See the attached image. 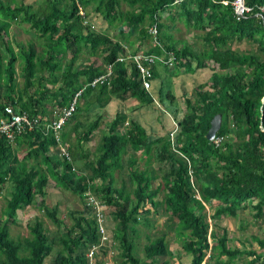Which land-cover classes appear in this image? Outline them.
<instances>
[{
    "label": "trees",
    "instance_id": "16d2710c",
    "mask_svg": "<svg viewBox=\"0 0 264 264\" xmlns=\"http://www.w3.org/2000/svg\"><path fill=\"white\" fill-rule=\"evenodd\" d=\"M243 1L250 11L237 20L234 0H42L37 9L22 0H0V120L7 106L44 119L50 116L43 112L47 105L41 104L48 88H37L36 100L27 92L36 83L41 85L39 74L45 70L50 73L49 82L57 83L54 71L59 70L67 52L72 57L62 74L63 85L51 96V113L69 104L86 86L75 113L59 135L68 147L69 160L59 156L53 137L44 136L41 128L16 136L13 142L0 134V195L4 187H11L0 217V264H45L52 254L54 259L49 264H89L87 252L99 243L100 235L87 193L105 209L114 210L110 214L114 224L111 239L119 248L114 264H157L159 260L169 264L164 259L174 258L165 234L144 246L142 262L134 255L137 224L147 221L159 208L167 214L166 223L173 226L181 249L190 256L189 264H203L210 249L215 252L214 264H264V239L253 237L259 251L231 247L224 231L222 235L210 231L205 213L207 206L213 209L211 218L216 224L251 208L256 220H264V0ZM122 3L128 5V11L121 10ZM96 19L117 24L120 39L96 32ZM176 21L199 33V50L195 43L174 38L171 30ZM19 23L29 24L28 31L35 39H42L43 46L13 40L11 27ZM144 40L152 43L146 54H163L172 61L173 71L167 73L170 77L180 70L189 74L208 70L209 82L195 88L197 99L186 101L189 112L182 117L173 108L175 98L168 85L160 83L156 99L175 123L164 135H151L137 118L129 121L128 113L119 109L106 124V132L89 160L91 151L83 146L91 141L112 99L156 106L155 99L143 89L135 67L117 61L139 53L128 51L127 46L131 49L136 41ZM242 44L255 45L263 57L234 48ZM83 49L93 56L100 51L101 66L92 62L73 68ZM19 62L20 85L15 68ZM108 66L112 70L110 84L88 86ZM161 66L169 71L170 66ZM156 77L158 70L153 68L152 79ZM93 94L96 115L85 124L77 120L79 101ZM216 115L221 116L216 133L223 138L220 143L206 138ZM21 146L26 149L19 155ZM153 159L159 164L157 169L152 167ZM82 161L81 167L75 166ZM138 162L143 168L136 166ZM116 172H123V178L119 173V187ZM159 178L161 183L153 187ZM50 181L82 203L81 210L68 213L70 226L62 227L63 222L56 218L58 209L46 205ZM161 192L163 199L157 200ZM32 205L63 232L50 237L37 220L28 226V237L12 238L8 227L15 223V215ZM101 255L94 258V264H105L106 250Z\"/></svg>",
    "mask_w": 264,
    "mask_h": 264
},
{
    "label": "rangeland",
    "instance_id": "374dc122",
    "mask_svg": "<svg viewBox=\"0 0 264 264\" xmlns=\"http://www.w3.org/2000/svg\"><path fill=\"white\" fill-rule=\"evenodd\" d=\"M22 1L24 2V4L30 5L32 6V8L37 9V7L39 6L42 0H22ZM63 1L67 2V0H63ZM121 10L128 11L129 10L128 5L126 3H122ZM95 22L97 23L95 28L96 32H103L107 34L110 38H112V40L120 39L118 34V29L115 27V25L117 24H115L114 26L108 25L103 20H99V19H96ZM28 28H29V24H21V23L14 24L10 30V37L13 40L23 43L24 45L34 44L36 47H38L40 44L43 46L44 41L42 39L39 40L35 39L34 36L32 35L33 33L32 32L30 33L28 31ZM171 31L176 40L186 42L190 45L195 43L196 50H199L201 48L202 42L200 41V39L197 38V35L199 33H196L191 29L189 30L186 29L180 22L176 21V26ZM151 45H152L151 41H147V40H144L143 42L136 41L131 49L128 46L127 49L128 51L131 52L136 51L139 53L146 54L147 50L151 47ZM10 46H13L12 42L10 43ZM234 48L241 53H253L259 56L261 55V58L263 57L262 54L256 49V46L253 44H242L239 46H235ZM102 56L103 54L100 51L97 52L96 56H93L87 53L86 49H83L79 52L76 60L72 64V67L81 68L82 65L92 62L93 63L96 62L95 65L96 67L101 66ZM71 57H72V53L67 52V54H65L64 59L61 62L59 70L54 71V75L58 77L57 83L53 84L49 82L50 73L45 70L39 74V76L43 79V80L42 79L39 80V83L42 86L36 83L33 88L28 90L27 96L28 95L32 96L33 99L35 98L36 100L39 97V91H37L36 92L37 94H35V90L39 87H42V90L48 88L47 95L41 98L42 99L41 104H46L48 108H51V104H52L51 96L53 95L54 92L59 91L60 87L63 85L62 74L63 71L65 70L66 65H68V63L70 64ZM170 67L168 72L164 70H160L158 75L161 79L159 77H156L154 80V84L156 86H159L160 83L162 82V84L168 85V89L172 92L175 98V101L173 103V108L178 109L179 115H181L182 117L184 114L189 112V108L186 104V101L190 100L191 103H193L197 99L195 94V88L200 84H207V82H209L211 72L208 70H203L195 74H189L186 73L184 70H180L176 76L170 77V74L167 73L171 72L173 66L171 68ZM15 68H16L17 82L20 85L22 84V80H23V77L21 75L22 69L20 62L16 64ZM85 88L86 86L83 87L81 91H83ZM206 89H209L208 86H205V90ZM155 92H153V89L151 90V93L155 101L157 102L156 106L148 105L144 103L141 104L140 102L132 99L125 101L124 103L116 99H112L109 102V104L106 106V112L103 114V117L100 121L99 128L96 131H94L91 141L83 146L84 150L91 151L88 157L89 160L93 159L94 156L92 153L95 147L97 146L101 136L106 132L105 129L106 124L109 122V120L113 118L114 114L119 109H123L125 112L128 113L127 118L129 121L133 118H137L138 122L146 130H149V133L151 135L153 134L157 136L164 135L165 133H168L170 130L174 129L175 123L171 120L169 114L165 112L166 108L160 105V102L156 99ZM94 96L95 95L93 94L88 98L80 99L79 106L81 108L80 111L81 113L77 116L78 121L85 124H89L94 120V117L96 115L94 108V103H95ZM136 109H141V110L137 111ZM47 114H49V111H47ZM18 149H19L18 150L19 155H22L24 154L23 152L26 149V146H21ZM138 157H140V153H138ZM82 164L83 161L81 162V164H76L75 166L81 167ZM136 166L139 168H143V163L138 162ZM158 166H159L158 162L154 161L153 159L152 167L157 169ZM119 173H122V178H123V172L115 173V177L117 180L116 186L118 187L121 185L120 184L121 178ZM161 174H163V172H161L160 175ZM159 183H161V178L157 179L156 181H153V187H156L157 184ZM10 191H11V187L7 185L6 187H4L0 195V217H2V211L5 208L6 200L9 197ZM46 192L47 193L44 199L46 201L47 207L48 208L56 207L58 209L56 218L63 222L62 227L70 226L72 224V221L70 220L68 213L82 209V203L80 202L79 198L68 191L57 188L53 181H50L48 190ZM163 196L164 194L163 192H161L157 197V200H162ZM254 203L255 202H252L249 205H253ZM113 211H114L113 209L108 207H106L104 211L105 214L104 225L106 228L107 235L110 239L109 243L106 244L109 250L106 258L108 261H111V264L115 263L113 261V258L119 252L118 243L113 242V240L111 239L112 228L114 224L110 219L111 218L110 214ZM213 212L214 210L211 209L209 206L205 208V213L207 216L206 219L207 222H209L210 224L211 232H215L218 235H222L224 231L229 240L228 245L231 247H237L239 249L245 248L247 250L259 251L258 245L253 240V237L264 239V220L263 219L256 220L253 217V210L251 208L243 210L241 213H239V215L236 218L226 217L219 219L218 221H216L217 222L216 224L214 223V220H212L211 218ZM166 218H167V214L164 212L163 208H159L156 212L152 211V214L148 216L147 221L142 220L143 221L142 224L140 223L137 224L138 237L135 238V240H133L134 255L138 260H140V262H142L145 259L144 246L148 244L150 240H153L161 236L162 234L163 235L165 234L166 235L165 240L167 242V245L175 255L174 258H165L164 260H169V264H189L191 258L189 255H186L185 252L181 249L180 239L175 235V230L173 229V226H169V224L167 225ZM37 220H40L43 223L44 228L48 232L50 237L59 236L63 232V229L56 227L37 208V206L32 205L28 208H25L17 212V214L14 217L15 223L10 224L8 227L10 236L14 239L28 237L29 236L28 226H33ZM210 244H212V239L210 240ZM105 250H107V248ZM54 255L55 254H52L51 256L46 258L45 264H49L54 259ZM101 256L102 255L100 254L99 258ZM117 256L115 258H117ZM214 256H215V252L212 251L211 249L208 250L207 256L203 264H214ZM161 261L162 260H159L157 264H161Z\"/></svg>",
    "mask_w": 264,
    "mask_h": 264
},
{
    "label": "built area",
    "instance_id": "2783aa9c",
    "mask_svg": "<svg viewBox=\"0 0 264 264\" xmlns=\"http://www.w3.org/2000/svg\"><path fill=\"white\" fill-rule=\"evenodd\" d=\"M232 5L234 7V13L237 20L242 18L245 13L250 11V9L245 6L243 0H234ZM80 14L82 15L83 13L80 12ZM152 33L153 35L156 34V30L154 28L152 30ZM117 61L125 65L132 64L135 67L138 74V79L145 91H148L151 87L153 68L159 66L160 64L169 66L172 65V61L170 59L167 60L165 55L157 56L153 54L142 53L122 56L118 58ZM105 69V73L93 79L88 84V86L97 87L109 85L112 70L110 66L106 67ZM80 94L81 91L77 92L73 96L69 104L62 106L61 108H54L52 113H50V116L48 115L49 117L47 119L42 118L38 114L30 115L27 112H20L14 107L7 106L4 109L5 116L0 120V134L3 135L9 142H13L16 136L41 128L44 136L51 135L53 137V140L58 145L59 156L61 158L69 160L68 147L65 144L61 143L59 135L66 122L75 113L77 101ZM222 139V137H216L213 142L220 143ZM85 197L86 201L92 206V209L94 211L98 232L100 235L99 243L97 245H93L87 252L89 264H94V258H96V256H99L106 248V252L108 255L109 250L106 244L109 243L110 239L107 235L104 225L105 207L90 194L87 193ZM105 264H111V261L106 260Z\"/></svg>",
    "mask_w": 264,
    "mask_h": 264
},
{
    "label": "water",
    "instance_id": "95a60500",
    "mask_svg": "<svg viewBox=\"0 0 264 264\" xmlns=\"http://www.w3.org/2000/svg\"><path fill=\"white\" fill-rule=\"evenodd\" d=\"M221 125V116L216 115L210 122V128L206 134V138L209 141H212L216 135V133L219 131Z\"/></svg>",
    "mask_w": 264,
    "mask_h": 264
},
{
    "label": "clouds",
    "instance_id": "9594fccd",
    "mask_svg": "<svg viewBox=\"0 0 264 264\" xmlns=\"http://www.w3.org/2000/svg\"><path fill=\"white\" fill-rule=\"evenodd\" d=\"M143 54V53H142ZM154 55V54H153ZM163 55V54H162ZM159 56H161V55H159ZM161 65H163V64H160L159 66H156L155 68L158 70L159 68H164V66H161ZM127 66V65H126ZM169 66V65H168ZM155 79H151V87H150V89L148 90V91H145L146 93H148V94H150L151 95V97L154 99V97H153V95H152V93H151V90H152V85H153V81H154ZM50 113H51V111H49V114H47V115H50ZM215 138H216V135H215V137H214V139L212 140V141H214L215 140Z\"/></svg>",
    "mask_w": 264,
    "mask_h": 264
},
{
    "label": "crops",
    "instance_id": "0c3cea01",
    "mask_svg": "<svg viewBox=\"0 0 264 264\" xmlns=\"http://www.w3.org/2000/svg\"><path fill=\"white\" fill-rule=\"evenodd\" d=\"M12 28V27H11ZM160 70H164V69H161V68H159L158 69V73L160 72ZM161 73H162V71H161ZM160 78V77H159ZM161 79V78H160ZM162 81V80H161ZM158 88V86H156L155 84H154V81H153V85H152V89H153V92H155L156 91V89ZM156 94V93H155ZM47 109V110H46ZM49 109V110H48ZM50 109L51 108H47V107H45V109H44V113L46 112L47 113V111H50ZM39 111H41L42 112V110H40V109H38Z\"/></svg>",
    "mask_w": 264,
    "mask_h": 264
},
{
    "label": "bare ground",
    "instance_id": "6f19581e",
    "mask_svg": "<svg viewBox=\"0 0 264 264\" xmlns=\"http://www.w3.org/2000/svg\"><path fill=\"white\" fill-rule=\"evenodd\" d=\"M57 145V144H56ZM58 146V145H57Z\"/></svg>",
    "mask_w": 264,
    "mask_h": 264
}]
</instances>
